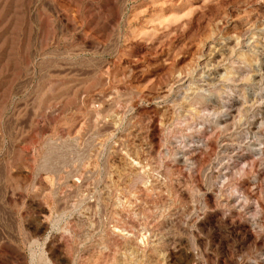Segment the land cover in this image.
<instances>
[{
  "label": "rangeland",
  "instance_id": "obj_1",
  "mask_svg": "<svg viewBox=\"0 0 264 264\" xmlns=\"http://www.w3.org/2000/svg\"><path fill=\"white\" fill-rule=\"evenodd\" d=\"M0 264H264V0H0Z\"/></svg>",
  "mask_w": 264,
  "mask_h": 264
},
{
  "label": "bare ground",
  "instance_id": "obj_2",
  "mask_svg": "<svg viewBox=\"0 0 264 264\" xmlns=\"http://www.w3.org/2000/svg\"><path fill=\"white\" fill-rule=\"evenodd\" d=\"M215 110H216V109H215ZM226 110H227V109H226ZM216 112H219V113H220V112H221V110H219V111L217 110ZM224 112H226V111H224ZM214 118H215V117H214ZM207 145H208V144H207ZM207 148H208V147H207ZM260 159H261V158H260ZM237 161H238V160H237ZM250 166H251V165H250Z\"/></svg>",
  "mask_w": 264,
  "mask_h": 264
}]
</instances>
